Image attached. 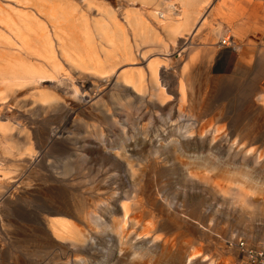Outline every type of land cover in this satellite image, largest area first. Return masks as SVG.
<instances>
[{
  "label": "rangeland",
  "instance_id": "374dc122",
  "mask_svg": "<svg viewBox=\"0 0 264 264\" xmlns=\"http://www.w3.org/2000/svg\"><path fill=\"white\" fill-rule=\"evenodd\" d=\"M7 1L16 3L13 6L24 17L31 15L25 9L29 3L61 5L74 11L79 34L86 30L96 33L92 23L88 28L83 25V16L98 19L95 6L112 12L119 9L118 25L109 24L104 27V37L92 38L97 54L93 64H68V59L59 54L57 59L65 70L74 66L88 75L105 77L112 66L122 68L109 86L100 88L101 104L118 119L116 124L88 108H66L65 101L73 102L69 83L50 82L47 77L52 75L48 73L40 85L47 96L45 106L30 101L33 94L29 89L16 88L13 109L1 114L11 130L0 133V183L12 190L8 193L0 186V264H186L178 255L186 242L200 250L202 257L196 264H260L256 257L264 250V214L257 207L241 208L230 192H214L209 185L239 186L252 199L264 203V17L246 15L240 5L221 6L219 0H203L200 5H188V13L197 15V19L173 43L174 35L167 28L178 19L181 0H85L83 3L93 8L91 13H87L82 0ZM258 3L264 5V1ZM37 21L38 26H44L42 20ZM120 22L126 23L125 31L118 27ZM58 30L61 41L71 47ZM3 43L0 41L2 49ZM102 59L104 68L99 70L95 62ZM152 62L159 64L158 81L172 103L168 98L157 102L151 96L149 82H145L141 98L131 89L114 90L117 78L140 69L146 71ZM166 64L171 68L167 74L162 68ZM101 82L99 85L104 84ZM134 85L140 91L138 82ZM81 87L91 92L89 80H83ZM180 87L185 108L170 117L167 109L176 102L177 111ZM128 122L122 138L121 129ZM204 125L206 131L202 130ZM100 128L115 131L109 145L112 153L122 142L134 146L130 141L134 130H146L145 135L151 139L158 131L174 135V149L181 163L165 152L158 160L157 171H153L148 167L156 155L145 151L146 144L139 141L133 150L134 167H147L143 180L150 181L148 194L154 195L161 217L169 216L173 223L188 227L167 233L162 229L167 223L156 218L157 235L170 240L171 254L163 252L161 244L151 247V243L141 245L134 239L133 249L123 247L120 251L114 226L122 216L120 204H129L125 198L135 192L137 183L130 184L134 181L127 175L126 166L102 151L97 133ZM215 130L220 137L210 144V134ZM199 132L204 138L198 136ZM159 139H168V135ZM179 142L190 148L185 149L183 144L181 149ZM64 168L72 171L65 172ZM188 171L199 177L209 176L210 184L204 187L198 179L189 177ZM49 198L66 202L62 210L67 215L57 218L71 220L81 233L83 240L75 247L56 237L47 240L50 232L45 204ZM49 209L58 210L54 204ZM74 209L78 211L73 213ZM83 210L90 213L87 223L78 216ZM96 219L100 222L97 225ZM111 239H115L113 244ZM239 242L246 251L241 250Z\"/></svg>",
  "mask_w": 264,
  "mask_h": 264
},
{
  "label": "bare ground",
  "instance_id": "6f19581e",
  "mask_svg": "<svg viewBox=\"0 0 264 264\" xmlns=\"http://www.w3.org/2000/svg\"><path fill=\"white\" fill-rule=\"evenodd\" d=\"M21 1L23 0H18V2ZM185 1L188 0H181L180 14H178V19L174 21L169 28H167L169 34L174 35L173 43H175V39L177 38V36L182 38V36H184V32H188L189 30L188 28L192 27L190 25H193L195 20L197 19V15L195 14L190 15V13H188V5ZM83 2H85V0H82L81 3L82 5L86 6L87 13H91L93 11V8L90 7L89 4L87 3L85 5ZM13 5L16 6V3L13 4L7 0H0V41L4 42L3 43L4 49L0 47V133L3 134L11 130V127L7 126L5 121H2L1 114L5 110L13 109L15 103L14 94L17 91L16 88H20V89L22 88L23 90L29 89L33 94L30 96V101L34 105L40 104L42 106H45L46 104L45 97L47 98V96L45 95V93H42L40 91V87H41L40 85L46 78L45 75L47 73L52 75L51 77H47L49 78L50 82H55L57 83V85H61L64 82L69 83L72 94L71 99L73 100V102L68 103V101H65L66 108H74L77 106L88 108L89 110L99 113L101 116H104L107 120L114 122L116 124L118 119L114 118L113 115L110 116V114H108L110 112V109L107 106H103L101 104L102 92L100 88L102 89L104 86H109L112 81V78H114L115 74H117L120 71L122 66L119 68L117 66L118 64L114 65V67L112 66V68L109 70V72L106 74L105 77L97 76L95 75L96 73L92 75H88L79 72L77 68H75L74 66H72L70 70L68 69L65 70L63 64H61L60 61L57 59L58 58L57 54H59L60 58L63 57L64 59H68L67 61L68 64H73V63L90 64V61H92L91 64H93V60L96 59L97 54L94 52L93 47L95 43H94V39L92 38L93 37L99 38V36L105 34L104 27L109 24H111L112 27L113 26L116 27L118 25V22H116L117 19L116 15L121 14V11L117 9L115 12H112L109 10H104L103 6L102 7L95 6L97 8L96 12L98 15V19L93 21L87 19V16H85L86 18L83 16L84 19L83 25H87L88 28L92 23L94 28L96 29V33L92 34L86 30L83 31L84 32L83 34L81 33L79 34L78 26L77 24H74L75 18L72 15L74 11L73 12L71 10L68 11L67 8L62 7L61 5L53 4V3H49L48 5L41 3H35V4L29 3L27 4L29 7H26L25 9L28 10L29 13H31V15L29 14L25 17L21 16L17 12L18 9H16V7H14ZM198 5H200V3ZM37 19L42 20L44 22V26H38ZM118 27L120 28L121 31H125L127 29V25L124 22L121 23V25ZM58 29H60L62 32L61 36H66L67 42L71 44L72 48L67 43H63L61 41L60 35H57L56 33L59 31ZM98 29L99 30L101 29L100 31H102L100 35L98 34L99 32ZM3 33L4 35H7L9 38H11L12 42L11 40H9V38L5 37ZM57 36H59L60 39ZM62 39L65 40V38ZM79 39L82 40L80 41ZM103 41H105L104 38ZM5 43L8 45L7 46L4 45ZM226 43H227L226 41H223V44ZM68 53L70 54V56L68 55ZM95 63L97 64L96 66L97 68H99V70L100 68H104L103 59L100 60L99 63L98 61ZM166 65L167 66L163 65L162 67L165 72L167 71V69L170 68V67L168 68V64ZM159 69H160L159 64L157 62L149 63L146 68V71L140 69L136 74L121 76L119 79L117 78V81H115V83L113 84L114 86L113 88L114 90H118V91L120 90L125 91L127 89H131L132 92H134V95H136V97L139 96L141 98V92H143V89L145 88L144 85L147 82H149V84L151 85L150 87V93L152 92L151 96L155 98L157 102H161V100L166 101V98L169 99L171 97L170 95L167 96L166 93L167 90L165 91V89L162 87L161 85L162 83L160 80L159 81L161 84H159L158 81ZM83 80H89L90 88H91L90 93L82 90L81 82H83ZM100 81H102L104 84L99 85ZM136 82H138L140 86V91H137L134 85V83ZM178 96L180 97L181 101L179 106L177 107V111L175 109L176 102L171 104L167 109L169 111L170 117H174L175 112H183L185 108L183 103L184 100L182 101V99L184 98V92L181 87L180 90L178 91ZM8 98H10V100H7ZM169 101L170 103H172L170 99L168 100V102ZM130 121L131 119L129 120V122ZM129 122L127 126L125 125L121 129L122 138L124 137L126 132L125 127L129 126ZM133 126L134 124H132L131 127ZM209 127L210 126L208 125V128ZM202 130L206 131L205 125L202 128ZM208 131H210V129ZM133 132H134L133 134L134 136H132V139L130 141H133L134 146H126L128 145V143L122 142L118 150L112 153L111 150H109L111 149V146L109 145L111 141L110 139L115 138L114 137L115 131L110 130L106 132L101 128L97 131L99 138H101L102 140L101 143V146L103 147L102 151L105 154H111L112 157L115 159L114 161L116 163H120L126 166L129 172L127 175L130 176L131 181H134V182H130V184L135 182L137 183V185L134 186L135 192H133L131 196L129 195L130 197L126 196L125 198V200L129 201V204L127 205L126 202H122V204H120V209H121L120 211L122 213V216L120 218V222H118L114 226L115 232L113 235L117 236L118 247H120V251H122L123 247H128L133 249L132 246L134 244H132L131 240L134 239V241H137L136 243L141 245L151 243L152 244L151 247L161 244L160 246L161 250H163V252H167L168 254H171V247L168 246L170 240L163 239L162 238L163 234L157 235L158 233L155 230L156 228L155 220H157L156 219L157 217L161 219L162 218L161 216H163V214H161L162 212H160L159 209L155 208V199L153 198L154 195L153 197H151V195L148 194L149 193L148 187L151 188L150 181L147 180L146 183L143 180L144 177L142 176V174L145 173L147 167L146 166L143 168L141 167L137 168L136 166L134 167L133 160H135V158H133L134 156L133 150L134 148H136L137 142L139 141L146 144L145 148L147 150L145 151L148 152L151 151L153 154L156 155L152 162L153 165L152 166L149 165L148 167L153 171H157L156 168L160 164L158 160H161L163 155H165V152L171 153V155L174 156L176 161L178 163H181L180 156L174 149L175 143H174V139L172 138V136L174 135L170 132H168L167 134V132L165 131H158L156 132V134H154L155 138L151 139L149 134L145 135L146 130L138 129V130H134ZM214 132L215 134H210L211 136V139L209 140L210 144L211 143L213 144V142L218 140V138L220 137L219 130H215ZM192 133L194 132L192 131L191 134ZM164 134L165 136L168 135V139H164V140L159 139ZM203 135H204L203 133L200 132L198 133L199 137L201 136L202 138H204ZM170 138H172L173 140H171ZM183 144L185 146V149L190 148L189 144L179 142L181 149H184ZM125 146L127 147L126 150L123 149ZM29 155L32 156L31 153H28V156ZM157 157H159V159ZM64 169L65 172L72 171L69 168H64ZM188 174L189 177L198 179L199 182H201L204 185V187L210 184L209 176L199 177L196 176V174H193L189 171ZM2 176L6 177L7 175L2 173ZM2 185L3 183H0L1 188L5 187V191H7L8 193L12 190L11 187H7L6 183H5L6 186H2ZM209 187L214 192L218 190H222V191L224 190L225 193L230 192L234 197H236L237 200L236 204H238L241 208H244V206L257 207L258 211H260L261 214H264V203H262L259 200L252 199V197L250 195L248 196L247 193H244L242 189L239 188V186L236 188H230V187L222 188L221 184L215 183L209 185ZM107 202H109L108 199ZM50 204H54V206H56L58 210L51 211L49 209ZM45 206L48 211L47 215H49L48 216L49 218L46 220V227L49 229L50 236H48L47 240H52V238L56 237L60 239V241H68L69 243L72 244L73 247H75V245L78 242L81 243L83 237L81 233L78 232L77 229H75L74 226L75 224L71 222V220H67L64 217L57 218L60 216L62 217L67 215L65 211L62 210V208H66V202H64V200H60L57 202L55 200H52V198H49L48 203H46ZM77 211L76 209H74L73 213ZM89 214H90L89 212L83 210V215L81 213L78 216L82 221L87 223L89 222ZM164 217L165 219L162 218V220H164L165 224L167 223V225H165V227H163L162 229L165 230L167 233L171 231L179 230L183 227L177 222L173 223L172 219H170L169 216H164ZM145 220L148 223V225L146 226H144L146 222ZM94 223L97 225V223L99 224L100 222L97 221L96 219ZM140 228L141 231L138 233V230ZM187 228H188L187 226L183 227V229L186 230ZM113 241H115V239L110 240L112 244ZM183 244L184 247L181 249V251L178 252V255L180 257L182 255V259H184L185 261L184 263L196 264L197 260L202 257L200 250L196 249L193 246H188L189 245L188 242ZM112 248L113 245L110 246V249L108 251L109 254L112 252ZM202 259L204 260L206 258L203 257ZM73 261H76V259H74Z\"/></svg>",
  "mask_w": 264,
  "mask_h": 264
},
{
  "label": "crops",
  "instance_id": "0c3cea01",
  "mask_svg": "<svg viewBox=\"0 0 264 264\" xmlns=\"http://www.w3.org/2000/svg\"><path fill=\"white\" fill-rule=\"evenodd\" d=\"M255 1V2H254ZM258 1H264V0H240L239 2H232V0H219V4L222 6V4L225 5H232V6H242L243 10L245 11L246 15L249 14H255L258 16L264 17V5H261V3H258ZM187 5H198L199 3H202V0H188L185 1ZM262 6V7H261ZM191 26V25H190Z\"/></svg>",
  "mask_w": 264,
  "mask_h": 264
},
{
  "label": "built area",
  "instance_id": "2783aa9c",
  "mask_svg": "<svg viewBox=\"0 0 264 264\" xmlns=\"http://www.w3.org/2000/svg\"><path fill=\"white\" fill-rule=\"evenodd\" d=\"M239 247L241 248V250H247L245 249V246L243 243H239ZM262 252H264V250H262ZM260 253L256 258H258L260 260V264H264V253Z\"/></svg>",
  "mask_w": 264,
  "mask_h": 264
}]
</instances>
